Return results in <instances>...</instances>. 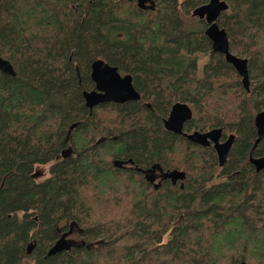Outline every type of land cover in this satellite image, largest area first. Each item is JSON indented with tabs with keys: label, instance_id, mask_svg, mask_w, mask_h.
Masks as SVG:
<instances>
[{
	"label": "trees",
	"instance_id": "trees-1",
	"mask_svg": "<svg viewBox=\"0 0 264 264\" xmlns=\"http://www.w3.org/2000/svg\"><path fill=\"white\" fill-rule=\"evenodd\" d=\"M149 1L0 0L15 72H0V264H264V171L250 163L264 156V0H221L217 20L248 90L205 22L185 24L209 0ZM96 60L140 98L90 111ZM176 103L192 111L185 133L234 136L223 167L164 129ZM173 170L185 179L147 180Z\"/></svg>",
	"mask_w": 264,
	"mask_h": 264
},
{
	"label": "water",
	"instance_id": "water-1",
	"mask_svg": "<svg viewBox=\"0 0 264 264\" xmlns=\"http://www.w3.org/2000/svg\"><path fill=\"white\" fill-rule=\"evenodd\" d=\"M143 1L145 2V0H137L138 5L144 7L142 4ZM227 10L228 6L224 1L209 0L207 4L196 8L191 15L205 22L207 25L205 36L211 42L213 52L224 57L225 61L232 66L241 78L244 88L248 90L247 61L230 53L227 35L217 25L220 14ZM0 72L11 77L15 76V72L10 63L1 57ZM90 79L94 84V89L90 92L83 93L85 106L90 111L99 104H123L129 101H137L140 98L138 92L132 85L131 76L120 75L116 67L109 66L101 60H96L91 64ZM191 118V109L186 104L176 103L171 107L167 118L163 120V127L166 131L182 136L188 142L200 147H208L212 144L218 165L219 167H223L231 150L234 136L229 135L226 141L220 142L219 140L222 135V129L220 128L212 129L204 133L198 131L185 133L183 131L184 124L190 121ZM255 125L257 129V144L264 136V111L257 115ZM73 127L74 125L70 129ZM250 163L256 171H264V157L250 159ZM161 179H168L175 184L177 181H183L185 174L178 170H173L161 173ZM147 180L151 182L152 178L148 177ZM61 249L59 245H55L49 250L48 255H53ZM240 264L246 263L242 262Z\"/></svg>",
	"mask_w": 264,
	"mask_h": 264
},
{
	"label": "rangeland",
	"instance_id": "rangeland-1",
	"mask_svg": "<svg viewBox=\"0 0 264 264\" xmlns=\"http://www.w3.org/2000/svg\"><path fill=\"white\" fill-rule=\"evenodd\" d=\"M149 0H145V2L143 1V5L144 6H148L149 5ZM185 21V24L188 26V25H192L193 23H197L198 22V19L192 17V16H188L184 19ZM207 58L206 57H201L199 59V63L198 65L200 66V68L202 67V65L206 62ZM49 164L48 165H37L34 167V175H35V180L37 182H41L43 180H45L46 178L49 177V174H48V170H49ZM156 179H153V182L152 183H156ZM179 182V181H177ZM181 182V181H180Z\"/></svg>",
	"mask_w": 264,
	"mask_h": 264
},
{
	"label": "flooded vegetation",
	"instance_id": "flooded-vegetation-1",
	"mask_svg": "<svg viewBox=\"0 0 264 264\" xmlns=\"http://www.w3.org/2000/svg\"><path fill=\"white\" fill-rule=\"evenodd\" d=\"M228 136L229 135H227V137L226 138H223V135H221V138H220V142H224V141H226V139L228 138ZM234 142V141H233ZM260 142V141H259ZM206 148H212V144L210 145V146H208V147H206ZM213 149V148H212ZM214 151V150H213ZM260 157H264V156H260ZM253 158H259V157H252L251 159H253ZM253 166V165H252ZM149 178H152V180H151V184H154V183H152L153 182V179H156V183H160V180H161V173L160 172H154V174L152 175V176H150Z\"/></svg>",
	"mask_w": 264,
	"mask_h": 264
}]
</instances>
